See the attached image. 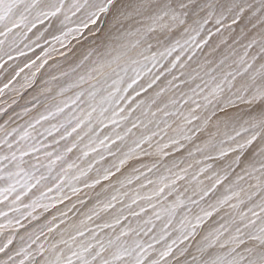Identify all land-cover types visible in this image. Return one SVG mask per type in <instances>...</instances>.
I'll list each match as a JSON object with an SVG mask.
<instances>
[{"label":"snow or ice","instance_id":"snow-or-ice-1","mask_svg":"<svg viewBox=\"0 0 264 264\" xmlns=\"http://www.w3.org/2000/svg\"><path fill=\"white\" fill-rule=\"evenodd\" d=\"M0 264H264V0H0Z\"/></svg>","mask_w":264,"mask_h":264},{"label":"rangeland","instance_id":"rangeland-1","mask_svg":"<svg viewBox=\"0 0 264 264\" xmlns=\"http://www.w3.org/2000/svg\"><path fill=\"white\" fill-rule=\"evenodd\" d=\"M210 26V25H209ZM57 48H59V45H57ZM57 58H59V57H57Z\"/></svg>","mask_w":264,"mask_h":264}]
</instances>
